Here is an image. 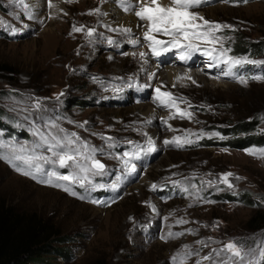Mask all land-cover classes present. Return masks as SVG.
<instances>
[{
    "label": "rangeland",
    "instance_id": "374dc122",
    "mask_svg": "<svg viewBox=\"0 0 264 264\" xmlns=\"http://www.w3.org/2000/svg\"><path fill=\"white\" fill-rule=\"evenodd\" d=\"M55 1L57 9H49L47 0H25L33 16L29 19L28 10L17 0H0V110L3 121L19 134L10 136L9 128L0 133L5 140L31 143L36 139L33 125L47 131L45 122L55 120L66 132H75L102 150L96 158L107 166V174L93 177V183L104 188L86 191L74 185L77 195L73 196L17 173L0 160V199L16 211L36 212L68 237L62 246L69 257L50 253L44 256L47 264L97 260L172 264L171 257L183 252L185 245L203 256L229 241L249 253L245 264L259 259L264 228L250 229L247 220L257 209L264 210V155L259 154L264 146L222 145L227 137L219 129L257 119L254 133H264V79H252L264 76V64H244L234 69V76H221L224 65L205 70L209 59L200 52L186 65L174 52L153 57L140 33L113 31L101 21V8L108 2L123 14L132 13L123 11L119 0ZM96 8L99 13L89 14ZM192 10L209 21L232 26L218 32L223 46L231 49L230 56L264 61V52L234 53L240 40L264 43V0H203ZM73 25L95 28L96 35L89 42L85 31L72 32ZM12 28L21 30L13 35ZM134 39L140 43L130 44ZM140 52L148 55L141 59ZM153 62L158 67L150 80ZM168 65L185 68L189 75L166 81L161 73ZM240 77L247 82L241 83ZM157 87L183 98L178 105L192 113L191 119H169L175 110L154 100ZM37 102L39 109L33 107ZM149 107L158 111L156 115L145 114ZM185 133H191L192 144L182 148L164 144L165 139ZM149 137L157 151L134 161L137 172L118 182L123 166L116 157L132 150L128 141L143 146ZM248 150L258 154L250 155ZM225 173H232L231 188L221 182ZM113 183H119L115 190L110 187ZM152 184L157 185L155 190ZM241 194H247L252 204L236 199ZM229 197L234 199L226 200ZM169 232L181 235L168 237ZM197 258L184 264H195Z\"/></svg>",
    "mask_w": 264,
    "mask_h": 264
},
{
    "label": "snow or ice",
    "instance_id": "6c2138e0",
    "mask_svg": "<svg viewBox=\"0 0 264 264\" xmlns=\"http://www.w3.org/2000/svg\"><path fill=\"white\" fill-rule=\"evenodd\" d=\"M23 5L27 11L28 18L32 19L30 5L25 3V0H17ZM203 3V0H119L120 7L125 12H132L138 21L141 22L137 26L142 27L143 40L147 43L150 54L153 57H161L163 55L173 53L181 61L191 59L194 53L200 52L202 55L208 57L210 61L208 67H219L224 65L223 74L225 76H234V69L242 67L244 64H264V61H254L247 58H237L229 55L231 49L225 48L218 36V32L224 28H232L231 25H222L218 22H213L205 19L199 13L192 9ZM49 9H56L58 6L53 0H47ZM62 11V9H61ZM100 12L99 8L90 10L89 14H97ZM2 23V22H0ZM28 25L25 24L24 28ZM21 29L12 28L11 34H16ZM113 31H120L122 33H130L132 31L129 27L119 26L112 29ZM85 31L89 40L92 41L96 35L95 28H87L81 25L77 27L73 25L72 32ZM167 37V39H159L158 36ZM109 44L114 41L109 38ZM130 44L137 45L139 40H130ZM211 45V47H209ZM219 45V47H217ZM141 59H144L148 53L140 52ZM155 73L149 75L151 80ZM191 79V77H187ZM177 79H182L177 77ZM252 79H264V76H253ZM241 83L247 81L240 77ZM195 83V81H193ZM129 87L132 85L129 84ZM148 87V85H144ZM114 91H120L119 88ZM154 100L162 107L169 110L174 109L169 119L179 116L180 118L191 119L192 113L187 109H181L178 105V100L183 101V98L173 96L171 92L162 91L160 87L155 89ZM62 95V94H61ZM59 99V96L57 97ZM34 108L39 109L40 103L33 105ZM191 107V105H189ZM167 124V119L163 121ZM82 126V125H81ZM171 127V126H169ZM44 128L47 131H42L40 127L33 125L31 128L32 135L36 138L33 142L19 143L15 140L3 139L0 133V160L7 162L17 173L43 184L63 188L65 192L76 196L77 192L73 190L74 185L86 191L96 188H104V184L93 183V177H103L107 174V166L96 158V153L102 151L90 145L87 141H83L75 132L68 133L65 129L60 128L55 120L46 121ZM147 135V134H145ZM191 133H185L183 137L173 136L171 139H165V145H174L177 148H182L193 143L188 136ZM104 139L111 140V137H104ZM131 151H124L121 156L116 159L120 161L123 166V177L118 176L119 182L122 178H126L137 172V164L134 161L141 160L144 156L151 155L157 151L156 142L149 137L143 146L134 144ZM42 150V151H41ZM250 155H257L256 151L248 150ZM45 153H49L47 155ZM260 155H264V149L259 150ZM49 167H45V166ZM59 169H66V172H61ZM232 173H225L221 176V182L226 184L229 188L232 184L229 177ZM63 182V183H62ZM175 184L176 182L173 181ZM211 183V182H209ZM110 187L115 190L119 187V183H113ZM151 188L155 190L156 184H152ZM187 191V189H184ZM86 197L80 196V199ZM93 203H103L99 200H93ZM153 210H155V207ZM131 219V217H130ZM177 223H185L183 220H178ZM181 233H168V237L179 236ZM167 237L162 236L161 239ZM197 243L204 245L203 241ZM183 252H178L171 257L172 264H184L190 257H198L195 264H245L248 252L244 251L238 242L229 241L224 243L222 247L212 249L206 255L200 256L198 250L190 249V246L185 245ZM264 261V248L260 250L259 259L253 258L247 261V264H261Z\"/></svg>",
    "mask_w": 264,
    "mask_h": 264
},
{
    "label": "trees",
    "instance_id": "16d2710c",
    "mask_svg": "<svg viewBox=\"0 0 264 264\" xmlns=\"http://www.w3.org/2000/svg\"><path fill=\"white\" fill-rule=\"evenodd\" d=\"M264 52V43L252 44L243 40L234 44L236 54H255ZM0 110V129L9 128L10 136L19 134L4 121ZM257 119L238 121L228 128L219 129L222 136L227 137L222 145L242 149L249 146H264V133H254L258 125ZM247 194H241V199L248 204ZM226 198V200H232ZM250 229L264 228V210L257 209L247 220ZM68 237L61 235L58 227L44 220L36 212L16 211L0 199V264H47L45 255L57 254L67 259L70 253L62 244ZM61 246H56V245ZM93 264H105L97 260Z\"/></svg>",
    "mask_w": 264,
    "mask_h": 264
},
{
    "label": "bare ground",
    "instance_id": "6f19581e",
    "mask_svg": "<svg viewBox=\"0 0 264 264\" xmlns=\"http://www.w3.org/2000/svg\"><path fill=\"white\" fill-rule=\"evenodd\" d=\"M53 2L56 3L55 0H53ZM164 2L167 3V0H164ZM101 9H102L101 21H103L105 24H108L110 26V28L111 27L112 28H118L119 26L129 27L132 29L131 32L140 33L142 36V32L144 29L142 27L137 26L141 22L138 21V18L135 17V15L133 13L123 14L120 10H118L115 7V5H113L112 2H108V3L104 4ZM36 10H38V9H36ZM173 62L176 63L177 65L181 64L179 62V60H177V59L173 60ZM207 63L209 64V63H214V62L207 60ZM186 64H188V63H186V61H185V65ZM208 64L203 66L204 69L207 71L213 68V67L209 68ZM220 66H222V64ZM157 67H158V65L153 62L152 67H151V72H154L156 74ZM161 74L165 78L166 81H170V82L174 81L178 76H180L182 74L189 75V73L186 72L185 68H179L178 66H172V65L171 66H169V65L164 66ZM221 76H224V74H221ZM157 112L158 111L156 109H154L153 107H149L145 114L150 115V116H154V115H156Z\"/></svg>",
    "mask_w": 264,
    "mask_h": 264
}]
</instances>
